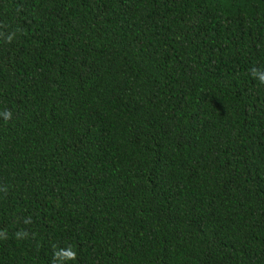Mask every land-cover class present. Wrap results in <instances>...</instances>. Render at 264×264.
<instances>
[{"label":"trees","instance_id":"1","mask_svg":"<svg viewBox=\"0 0 264 264\" xmlns=\"http://www.w3.org/2000/svg\"><path fill=\"white\" fill-rule=\"evenodd\" d=\"M0 264H264V0H0Z\"/></svg>","mask_w":264,"mask_h":264}]
</instances>
